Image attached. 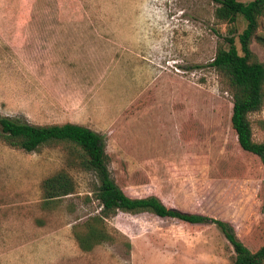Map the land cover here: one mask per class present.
I'll list each match as a JSON object with an SVG mask.
<instances>
[{
    "label": "rangeland",
    "instance_id": "1",
    "mask_svg": "<svg viewBox=\"0 0 264 264\" xmlns=\"http://www.w3.org/2000/svg\"><path fill=\"white\" fill-rule=\"evenodd\" d=\"M214 7L211 0H0V117L102 129L108 170L126 195L225 221L255 250L263 242L264 168L238 148L230 93L208 66L227 34ZM243 27L239 21L237 33ZM69 31L94 38L86 45L93 71L79 83L94 98L42 99L47 88L70 84L56 76L45 84L38 46ZM256 36L264 41V16ZM249 48L264 63V45L255 39ZM138 99L151 104L127 114ZM85 104L107 107L111 126L103 129ZM248 120L253 141L264 142V103ZM61 169L74 193L42 211L40 181ZM96 184L92 173L67 168L58 148L27 153L0 141V264H231L232 248L213 224L148 213H117L105 221L112 240L81 252L71 228L98 215Z\"/></svg>",
    "mask_w": 264,
    "mask_h": 264
},
{
    "label": "trees",
    "instance_id": "2",
    "mask_svg": "<svg viewBox=\"0 0 264 264\" xmlns=\"http://www.w3.org/2000/svg\"><path fill=\"white\" fill-rule=\"evenodd\" d=\"M214 4L213 17L227 27L222 43L216 45L209 67L219 76L231 96L229 116L230 129L235 134L238 148L254 156L264 168V142L252 139L248 116L264 103V63L251 52L249 46L256 36L259 19L264 16V0H211ZM244 27L237 33V23ZM235 38L238 49L235 46ZM145 100H135L126 113L147 105ZM191 124V119H188ZM0 141L24 152H37L43 147L58 148L64 154L67 168L93 174L97 181L91 191L99 204L98 215L87 217L71 228L72 237L81 252L110 242L111 236L105 221L117 213L136 215L148 213L159 218L175 219L188 224H213L232 248L231 264H264L263 242L255 250L248 249L235 236L229 223L197 213L183 212L164 206L154 196L130 197L115 183L108 170L109 155L104 149V138L83 126L75 124L33 125L7 117H0ZM264 187V179L262 182ZM39 208L53 209L61 200L74 193V184L66 170L61 169L40 181ZM264 223V200L262 203Z\"/></svg>",
    "mask_w": 264,
    "mask_h": 264
},
{
    "label": "crops",
    "instance_id": "3",
    "mask_svg": "<svg viewBox=\"0 0 264 264\" xmlns=\"http://www.w3.org/2000/svg\"><path fill=\"white\" fill-rule=\"evenodd\" d=\"M60 24H64L66 28H77L83 26L82 22L73 21H64L60 22ZM69 34L70 35L63 33L59 35L56 34L51 36L50 41V38L46 37L44 45L38 46V49L43 54V60H45L43 61V67L40 64L38 66L40 74H43L46 78L45 84L48 85L51 82L52 76L60 78V80L58 79L59 84H62V81L70 84V88H67L66 90H51L47 88L43 92H40V98L42 99L90 100L94 98L93 92L88 91L87 87H85V90H81V88H79V83L86 82L87 80H85V77L88 74H92L93 71L92 67H88V65L91 66L92 62V54H90L91 49H88L86 45L93 44L94 38L79 36L74 34V31H69ZM53 82L56 83V79ZM134 102L135 100H133L127 107L132 105ZM150 104L151 103L141 106V109L146 108ZM90 105L91 104H85L80 107L87 109V111L90 109H93V111L97 110L94 106ZM106 109L108 108L105 107V109L102 108L96 111L102 119L100 123H103V129L111 126L112 124L110 120H106ZM82 122L83 121H67L65 123L83 126L95 133H99V131L102 130H92L84 126Z\"/></svg>",
    "mask_w": 264,
    "mask_h": 264
}]
</instances>
